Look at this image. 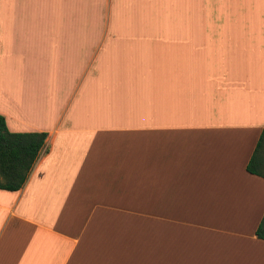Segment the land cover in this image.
I'll use <instances>...</instances> for the list:
<instances>
[{
    "label": "crops",
    "instance_id": "0c3cea01",
    "mask_svg": "<svg viewBox=\"0 0 264 264\" xmlns=\"http://www.w3.org/2000/svg\"><path fill=\"white\" fill-rule=\"evenodd\" d=\"M0 115V264H264V0H0Z\"/></svg>",
    "mask_w": 264,
    "mask_h": 264
},
{
    "label": "trees",
    "instance_id": "16d2710c",
    "mask_svg": "<svg viewBox=\"0 0 264 264\" xmlns=\"http://www.w3.org/2000/svg\"><path fill=\"white\" fill-rule=\"evenodd\" d=\"M46 132H11L0 115V189L18 190L26 181L43 146ZM264 128L246 163V170L264 178ZM264 239V215L256 228Z\"/></svg>",
    "mask_w": 264,
    "mask_h": 264
},
{
    "label": "rangeland",
    "instance_id": "374dc122",
    "mask_svg": "<svg viewBox=\"0 0 264 264\" xmlns=\"http://www.w3.org/2000/svg\"><path fill=\"white\" fill-rule=\"evenodd\" d=\"M263 148H264V144H263ZM263 158H264V151H263Z\"/></svg>",
    "mask_w": 264,
    "mask_h": 264
}]
</instances>
